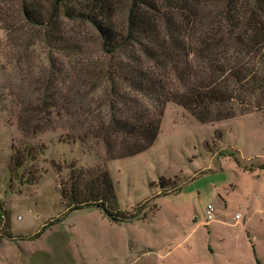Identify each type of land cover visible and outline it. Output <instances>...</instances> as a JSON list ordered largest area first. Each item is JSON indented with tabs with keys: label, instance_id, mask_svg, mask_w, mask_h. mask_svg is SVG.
Segmentation results:
<instances>
[{
	"label": "rangeland",
	"instance_id": "1",
	"mask_svg": "<svg viewBox=\"0 0 264 264\" xmlns=\"http://www.w3.org/2000/svg\"><path fill=\"white\" fill-rule=\"evenodd\" d=\"M218 1L223 0H199L211 12L194 28L199 43L235 38L241 30L256 41L249 20L257 16L248 14L257 0H224V6ZM21 15L18 4L0 0V19L21 29ZM258 19L264 24V16ZM66 27L96 52L93 27ZM26 33L33 34H9L0 23V264H264V90L225 107L236 117L211 124L170 103L149 150L106 163L97 155L103 151L66 139L62 130L34 136L19 131L21 96L29 99L45 79L58 83L72 73V60L49 54L43 45L35 43L27 55ZM236 51L229 56L241 61L255 54L246 44ZM13 146L45 147L31 165L39 177L34 185L23 183L29 168L19 173L23 181L12 177ZM104 162L119 209L139 214L129 223L113 222L98 208L68 212L62 203L59 188L72 163ZM163 178L170 188L162 189ZM209 204L213 223L205 217ZM9 232L23 238L8 240Z\"/></svg>",
	"mask_w": 264,
	"mask_h": 264
},
{
	"label": "trees",
	"instance_id": "2",
	"mask_svg": "<svg viewBox=\"0 0 264 264\" xmlns=\"http://www.w3.org/2000/svg\"><path fill=\"white\" fill-rule=\"evenodd\" d=\"M2 1L18 4L23 24L20 29L11 20L0 19L3 30L9 34L33 32L26 33L27 55L38 43L49 54L72 60L70 76L62 75L58 83L45 79L30 92L29 99L21 96L18 129L24 136L62 130L66 139L103 151L104 156L97 155L107 163L149 150L170 103L197 122L211 124L236 117L239 113L225 107L264 90V24L258 19L264 16V0H257L258 6L248 14L257 16L249 20L258 31L256 41L241 30L235 38L219 36L200 43L194 28L211 12H205L206 6L199 0ZM218 2L225 5L224 0ZM67 23L95 29V53L89 49V41L68 31ZM245 44L255 52L249 61L229 56L232 49L236 53ZM12 149V177L29 168L23 183H37L39 177L31 165L45 147ZM228 155L236 157L235 153ZM106 163L91 167L72 163L59 188L62 203L68 212L98 208L113 222L133 221L139 214L119 209ZM164 181L161 179L162 189L170 188ZM1 210L0 205L2 216ZM5 238L23 236L9 232Z\"/></svg>",
	"mask_w": 264,
	"mask_h": 264
},
{
	"label": "built area",
	"instance_id": "3",
	"mask_svg": "<svg viewBox=\"0 0 264 264\" xmlns=\"http://www.w3.org/2000/svg\"><path fill=\"white\" fill-rule=\"evenodd\" d=\"M205 216H206L207 222H211V221L214 220V218H215V209H214V207L211 204H209L207 206Z\"/></svg>",
	"mask_w": 264,
	"mask_h": 264
},
{
	"label": "crops",
	"instance_id": "4",
	"mask_svg": "<svg viewBox=\"0 0 264 264\" xmlns=\"http://www.w3.org/2000/svg\"><path fill=\"white\" fill-rule=\"evenodd\" d=\"M206 217V216H205ZM215 221V219L211 222L213 223ZM129 223V222H128ZM219 224V222H217ZM210 224V223H209ZM205 226V224H203ZM213 225V224H212ZM211 227V226H210ZM216 230L219 229V226H213Z\"/></svg>",
	"mask_w": 264,
	"mask_h": 264
}]
</instances>
